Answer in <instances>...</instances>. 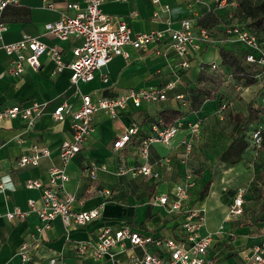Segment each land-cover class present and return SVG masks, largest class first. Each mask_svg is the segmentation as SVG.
Wrapping results in <instances>:
<instances>
[{
  "label": "crops",
  "instance_id": "0c3cea01",
  "mask_svg": "<svg viewBox=\"0 0 264 264\" xmlns=\"http://www.w3.org/2000/svg\"><path fill=\"white\" fill-rule=\"evenodd\" d=\"M68 1L20 0L18 5L7 7L0 17L8 27L2 35L3 43H15L25 35H32L49 46H58L66 63L71 62L72 50L81 46L82 40L61 41L45 31L47 23L58 21L64 13L76 14L67 10ZM73 1L85 7L82 0ZM212 6V0H161L159 4L154 0H105L102 11L126 21L134 34L162 32L164 38L146 51L127 46L129 58L115 57L88 83L72 84L71 69L67 67L58 72L56 64L45 56L41 58L40 71L28 68L23 75L10 74L11 59L0 49V111L11 106L29 107L34 102L45 105L44 114L32 130L27 129L21 119L0 120V264H21L20 249L25 244L29 246L30 264H48L51 260H57L58 264H114L109 258L96 260L91 252L82 257L76 249L77 243L95 245L104 226L113 230L128 226L154 237L183 238V218L171 216L152 203L159 194L172 193L174 187L184 181L187 169L194 172L197 181L191 203L206 216L200 234L213 235L209 257L216 264H245V256L264 241V205L260 203L257 209H245L241 217L230 216V209L242 191L246 190L247 201L264 200L263 183L255 184L253 191L249 186L263 161L256 159L252 148L237 165L220 161L231 143L234 127L228 115L246 114L251 103H264V75L258 76V84L241 85V89H237L238 84L231 78L232 69L222 63L220 49L242 56L247 48L221 30H214L210 45L185 58L171 48L168 30L180 29L185 19H191L195 26ZM195 30L197 33L199 28ZM213 65L217 68L213 69ZM170 84L174 87L165 101L141 107L129 101L113 117L98 112L85 146L66 166L70 180L64 185V191L76 198L73 210L97 209L102 218L70 228L57 218L49 228H44L38 215L29 211L31 200L40 206L41 191L27 189L26 183L34 180L47 184L50 170L63 167L61 145L73 136L72 115L81 109L82 97L88 95L94 101L116 99L131 91L158 89ZM223 103H227L225 110H222ZM62 105H67L68 113L64 121L57 122L53 113ZM168 109L185 112L178 121L184 127L169 145L157 142L151 147L150 163L161 178L132 173L119 176L120 168L131 170L141 164V141L154 135V126L164 128L159 115ZM190 126H196L199 135L185 165L183 142ZM133 127L138 128V133L123 149L116 150L115 143ZM34 146L50 149V157L42 158L38 166L19 167V159L29 155ZM166 159H170V169L164 165ZM92 172L96 178H92ZM207 183H211L209 194L200 201ZM107 190L110 195L100 194ZM16 209L28 215L11 223L7 214ZM255 216L258 222L252 220ZM132 254L141 256L143 251L129 247L119 258L127 263Z\"/></svg>",
  "mask_w": 264,
  "mask_h": 264
},
{
  "label": "built area",
  "instance_id": "2783aa9c",
  "mask_svg": "<svg viewBox=\"0 0 264 264\" xmlns=\"http://www.w3.org/2000/svg\"><path fill=\"white\" fill-rule=\"evenodd\" d=\"M85 7L82 8L80 2L69 0L68 11H75L74 16L67 12L54 22L45 25V31L49 35L61 41L71 38L82 40L81 46L72 50L73 59L66 63L62 51L58 46H49L38 37L25 35L22 40L5 44L2 35L7 32L8 27L0 20V49L4 50L11 59V66L8 72L13 75H23L29 68L34 72L41 70L43 56L56 64L58 72L64 68L72 71L71 82L78 85L80 82L88 83L96 78V73L109 66L117 56L129 58L125 50L127 46H132L137 50L146 51L151 44L163 40L162 32L138 33L134 34L128 23L122 19L111 17L105 14L101 6L105 0H82ZM123 1V0H122ZM217 9H226L229 0H213ZM159 4L161 0H154ZM20 0H0L1 13L9 6L18 5ZM53 8V5H49ZM169 36L172 40L171 48L181 58L187 57L190 53L200 52L203 46L212 43V35L206 28H201L196 33L194 23L191 19H185L181 23V28L177 30L169 29ZM228 35L245 45L247 48L246 61L251 64L264 66V41L244 27H232L228 30ZM186 65V64H184ZM217 66L213 65V69ZM105 80L107 76L105 75ZM170 84L158 89L144 91H131L127 95L116 99L92 100L88 95L82 97V106L79 111L72 115L73 136L66 139L60 150V159L63 167H53L50 170L49 183L43 184L39 181L30 180L26 183L27 189L41 191L40 206L35 200L29 201V211L34 212L40 218L44 228H49L52 222L60 218L67 228L72 225L85 226L92 221L102 218L100 210L80 211L73 210L76 198L64 191V185L70 180L65 168L82 151L88 137L93 131L94 117L98 112H104L109 116H115L117 110L124 108L131 101L136 107L144 104H155L167 100L168 92L173 89ZM241 89V85H237ZM264 101V90L262 94ZM226 104L222 105L225 110ZM45 105L34 102L29 107L11 106L0 111L1 119H21L26 123V127L32 130L36 127L38 120L44 114ZM68 113L67 105H62L53 113L57 122H62ZM184 127L182 122H178L170 128H163L159 125L153 127L154 135L145 138L140 145L141 164L131 170L120 168L119 176L132 173L135 176L145 178H161V174L150 163L151 147L154 143L160 142L169 145L171 140ZM188 136L184 139V159L186 165L191 157L199 130L196 126L188 128ZM138 133V128H131L119 141L115 143V149H123L131 140L133 135ZM252 139L256 147L262 144V132L260 130L252 133ZM51 151L48 148L34 146L29 155L21 157L18 165L21 168L28 166H38L44 157H50ZM164 165L170 169V159H166ZM92 178H96L95 172L91 173ZM197 187L194 172L185 171L184 181L176 185L172 193L159 194L154 198L153 205L163 208L167 214L175 217H182L181 224L183 238H163L142 234L131 227H122L113 230L110 226H104L95 245L90 243H77L76 249L80 256L84 257L89 252L96 260L109 258L114 264H216V261L209 257V250L214 241L213 235L202 236L201 227L206 220L203 210H200L191 203L192 190ZM2 188V186H0ZM100 194L110 195V191H102ZM244 198L240 192L231 207L230 216L237 218L243 214ZM27 212L16 209L8 213L7 217L11 223L25 218ZM140 248L143 255L132 254L126 263L121 261V257L127 249ZM21 264H30L31 256L29 246L23 245L20 249ZM245 264H264V241L255 245L251 254L244 258ZM48 264H58L57 260H51Z\"/></svg>",
  "mask_w": 264,
  "mask_h": 264
},
{
  "label": "trees",
  "instance_id": "16d2710c",
  "mask_svg": "<svg viewBox=\"0 0 264 264\" xmlns=\"http://www.w3.org/2000/svg\"><path fill=\"white\" fill-rule=\"evenodd\" d=\"M212 3V9L196 21V28H206L211 35H214V30H221L225 35H228V30L232 27H244L254 33L259 40L264 41V0H229L230 6L221 10L217 9L213 0ZM247 52H244L245 54L242 56H237L224 48L220 49L222 63L232 69L231 78L234 79L236 85H256L259 83L258 76L264 75V66L246 61ZM207 94L212 99L215 98L208 91ZM188 104L191 105V102ZM224 104L227 105V103L222 105ZM262 104L251 103L246 114L228 115L234 127L230 135L231 143L222 153L221 162L234 166L244 160L248 149L264 148V139L260 147H256L252 139L253 132H250L251 124L261 126L264 122V103ZM184 115L185 112L182 110L168 109L161 112L159 116L164 128H170L180 121ZM210 186L211 183L206 184L201 192L200 201L207 197Z\"/></svg>",
  "mask_w": 264,
  "mask_h": 264
},
{
  "label": "rangeland",
  "instance_id": "374dc122",
  "mask_svg": "<svg viewBox=\"0 0 264 264\" xmlns=\"http://www.w3.org/2000/svg\"><path fill=\"white\" fill-rule=\"evenodd\" d=\"M250 128H251L250 132H255V131L260 130L262 132V136L264 139V122L261 124V126H256V125L251 124ZM253 150H254V155H255L256 159L260 158L261 161H263V163H264V148L263 147L253 148ZM260 183L261 184L263 183V186H264V164L258 166V168L256 169L254 181L249 186L253 191L252 187H255L254 186L255 184H257V186H259ZM242 193H243V198H244V205H243V211L244 212H245V209L252 210L254 208L255 209L259 208L260 203L262 205H264V200H260V202H258L256 200H248L247 201L245 199L246 190L242 191ZM243 215H244V213L241 216H243ZM241 216H239V217H241ZM252 220L253 221L255 220L256 222H258L259 218L257 216H255V217H253Z\"/></svg>",
  "mask_w": 264,
  "mask_h": 264
}]
</instances>
